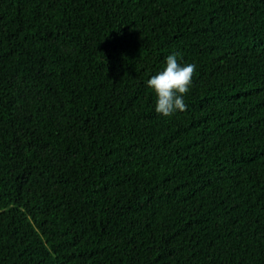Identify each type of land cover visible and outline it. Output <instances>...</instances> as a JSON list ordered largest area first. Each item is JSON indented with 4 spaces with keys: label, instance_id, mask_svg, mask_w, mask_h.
I'll return each instance as SVG.
<instances>
[{
    "label": "trees",
    "instance_id": "obj_1",
    "mask_svg": "<svg viewBox=\"0 0 264 264\" xmlns=\"http://www.w3.org/2000/svg\"><path fill=\"white\" fill-rule=\"evenodd\" d=\"M0 264H264V0H0Z\"/></svg>",
    "mask_w": 264,
    "mask_h": 264
},
{
    "label": "clouds",
    "instance_id": "obj_2",
    "mask_svg": "<svg viewBox=\"0 0 264 264\" xmlns=\"http://www.w3.org/2000/svg\"><path fill=\"white\" fill-rule=\"evenodd\" d=\"M179 55H168L163 70L147 80V87L155 94V112L165 117L186 110L184 96L193 86L196 65L179 63Z\"/></svg>",
    "mask_w": 264,
    "mask_h": 264
}]
</instances>
